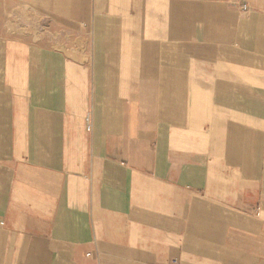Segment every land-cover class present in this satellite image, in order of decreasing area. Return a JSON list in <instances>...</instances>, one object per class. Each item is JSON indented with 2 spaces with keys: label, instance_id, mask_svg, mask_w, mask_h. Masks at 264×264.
<instances>
[{
  "label": "crops",
  "instance_id": "obj_1",
  "mask_svg": "<svg viewBox=\"0 0 264 264\" xmlns=\"http://www.w3.org/2000/svg\"><path fill=\"white\" fill-rule=\"evenodd\" d=\"M13 1L0 264H264V0Z\"/></svg>",
  "mask_w": 264,
  "mask_h": 264
},
{
  "label": "rangeland",
  "instance_id": "obj_2",
  "mask_svg": "<svg viewBox=\"0 0 264 264\" xmlns=\"http://www.w3.org/2000/svg\"><path fill=\"white\" fill-rule=\"evenodd\" d=\"M24 8L13 0H0V34L50 41L56 33L54 24L38 9ZM48 19V20H47ZM72 43V44H71ZM70 46L85 49L87 41L72 36Z\"/></svg>",
  "mask_w": 264,
  "mask_h": 264
},
{
  "label": "built area",
  "instance_id": "obj_3",
  "mask_svg": "<svg viewBox=\"0 0 264 264\" xmlns=\"http://www.w3.org/2000/svg\"><path fill=\"white\" fill-rule=\"evenodd\" d=\"M240 11L243 14H246L250 11V7L247 4H243L240 6Z\"/></svg>",
  "mask_w": 264,
  "mask_h": 264
}]
</instances>
